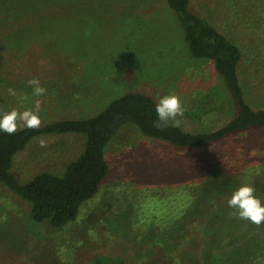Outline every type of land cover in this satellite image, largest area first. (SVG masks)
Listing matches in <instances>:
<instances>
[{
  "label": "rangeland",
  "instance_id": "1",
  "mask_svg": "<svg viewBox=\"0 0 264 264\" xmlns=\"http://www.w3.org/2000/svg\"><path fill=\"white\" fill-rule=\"evenodd\" d=\"M229 4L190 0L192 11L235 42H246L247 30L230 26ZM256 74L249 79L247 98L253 106H264V73ZM33 77L46 89L39 97L27 84ZM130 91L150 95L157 103L164 95H177L184 109L179 124L192 131L219 127L232 116L213 62L190 56L166 0H0V111L34 108L38 99L40 124L88 117ZM84 140L79 133L35 137L15 154L12 171L20 182L42 171L62 174L83 150ZM106 159L109 174L98 192L63 228L33 222L29 204L0 184V264H92L97 257L122 264H143L146 256L155 260L159 246L143 234L155 228L152 221L143 225V189L191 180L206 166L203 162L213 163L212 177L219 170L214 177L221 181L250 184L264 203V126L193 152L148 138L127 124L111 139ZM232 192L211 212L225 209L232 214L225 215L226 230L241 231L242 242L255 235L264 246V222L239 218L227 204ZM247 257L264 264V251Z\"/></svg>",
  "mask_w": 264,
  "mask_h": 264
},
{
  "label": "trees",
  "instance_id": "2",
  "mask_svg": "<svg viewBox=\"0 0 264 264\" xmlns=\"http://www.w3.org/2000/svg\"><path fill=\"white\" fill-rule=\"evenodd\" d=\"M226 1L233 5L230 26L244 27L248 41L232 40L206 17L192 11L190 0H166L179 21L190 56L212 61L213 69L227 90L232 116L221 126L192 131L169 121L167 126L155 127L156 100L143 92L130 91L113 97L92 116L56 119L37 128H18L11 135L0 132V184L29 204V217L33 222L63 228L78 218L82 205L96 195L109 174L106 151L124 125L133 124L148 138L193 152L205 150L241 131L264 126V106H253L247 98L249 79L257 75L256 71L264 73V0ZM67 133L83 134L85 140L83 150L67 164L63 173L42 171L20 182L12 171L15 154L35 137ZM202 164L206 166L193 169L195 177L189 181L176 178L177 181L168 180L158 187L146 184V191L143 189V225L152 221L155 226L143 232L144 238L158 245L161 253L153 261L144 257L143 264L259 262L260 258L247 257L264 251L255 235L242 242L241 231L223 227L225 215L230 218L231 213L225 209L211 212L218 202H224L229 191L242 184H228L214 177L219 170H214L212 177L209 167L213 163ZM150 206L154 207L152 212ZM122 263L121 260L110 263L106 257H97L92 264Z\"/></svg>",
  "mask_w": 264,
  "mask_h": 264
},
{
  "label": "clouds",
  "instance_id": "3",
  "mask_svg": "<svg viewBox=\"0 0 264 264\" xmlns=\"http://www.w3.org/2000/svg\"><path fill=\"white\" fill-rule=\"evenodd\" d=\"M27 84L32 86V93L36 97L41 96L46 91L35 77L27 81ZM8 94L15 96L16 90L9 88ZM39 105L40 101L37 99L34 108L23 111H18L15 108L9 111H0V132L11 135L18 128L39 127L41 123ZM155 110L157 120L154 121V126L158 128L167 126L169 121L178 126L180 121L177 117L182 116L184 111L180 98L175 94L160 97ZM39 143L43 147L46 140L41 138ZM227 204L230 208L237 210L235 214L241 219H247L257 225L264 222V203L254 194V188L250 184H242L236 188L227 200Z\"/></svg>",
  "mask_w": 264,
  "mask_h": 264
}]
</instances>
